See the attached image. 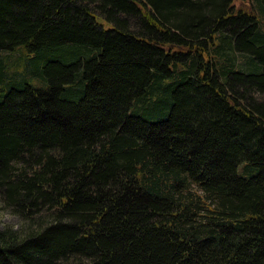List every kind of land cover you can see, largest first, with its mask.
<instances>
[{"label": "trees", "instance_id": "1", "mask_svg": "<svg viewBox=\"0 0 264 264\" xmlns=\"http://www.w3.org/2000/svg\"><path fill=\"white\" fill-rule=\"evenodd\" d=\"M17 48L0 264H264V0H0Z\"/></svg>", "mask_w": 264, "mask_h": 264}, {"label": "rangeland", "instance_id": "2", "mask_svg": "<svg viewBox=\"0 0 264 264\" xmlns=\"http://www.w3.org/2000/svg\"><path fill=\"white\" fill-rule=\"evenodd\" d=\"M2 73L0 80V99L1 94L5 93L9 86L21 85L27 83L32 87L44 89L47 87V81L42 78L39 68L33 64L34 55L17 48L2 55ZM52 60L62 62V59L56 57V53L50 54ZM51 60V59H50ZM241 171V168H239ZM18 218L2 209L0 206V230L5 226L16 227L19 224Z\"/></svg>", "mask_w": 264, "mask_h": 264}]
</instances>
